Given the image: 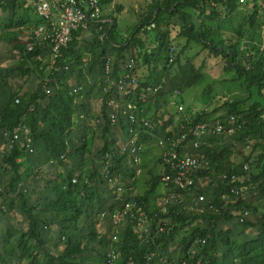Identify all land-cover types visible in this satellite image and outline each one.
<instances>
[{
    "label": "trees",
    "instance_id": "16d2710c",
    "mask_svg": "<svg viewBox=\"0 0 264 264\" xmlns=\"http://www.w3.org/2000/svg\"><path fill=\"white\" fill-rule=\"evenodd\" d=\"M34 2L0 0V40L12 47L14 66L17 65L16 74L5 71V67L0 69V138L5 131L25 126L34 148L30 154L17 144L0 158V264H107L112 221L108 217L100 230V215L104 211L113 213L119 203L115 202L117 187L107 180L104 170L105 154L119 145V139L112 136L107 101L120 97L115 87L105 90V79L110 72L113 81L119 80L129 61H138L140 88L162 84V89L147 96L146 102L150 105L147 115L154 110L149 121L156 129L153 135L143 133L138 142L149 144L170 137L180 120L171 111L172 115L160 113V102L168 97V90L180 94L198 84L207 67L205 61L201 68L192 60L183 64L184 51L192 45H201L202 51L219 59L224 73L243 82L250 93L248 101L226 102L225 113L216 117L214 113L187 109L183 116L188 115L195 124L221 120L228 125V118L234 116L235 133L200 140L194 155L202 167L197 176L201 183L192 190V198L186 194L182 206L160 215L168 221L165 232L153 233L143 241L133 233L131 225L121 231L116 243L120 256L117 264H264V203L252 201L255 195L264 198V43L255 41L257 29L262 27L258 9H264V0H253L248 28H243L233 43L223 33V24L239 13L243 5L239 0H151L140 12L138 26L126 36L115 14L108 12L114 0H99L102 17L113 22L103 24L102 31L95 24L88 32L74 33L73 42L63 49L54 67L48 46L40 44L32 30L26 32L32 22L33 28L43 23ZM122 10L121 6L115 7L116 13ZM8 12L10 16L4 17ZM29 46H33L31 51ZM172 47L176 57L171 63ZM109 60L111 69L107 72ZM165 74L169 82L162 83ZM16 76L25 77L19 86L14 82ZM79 88L80 92H75ZM93 99L101 100L104 124L100 131L98 125L80 120L84 113L92 116L88 103ZM146 103L139 101L143 106ZM128 126L129 122L121 118L120 129L127 132ZM29 155L62 168L55 180L48 181L53 196L40 204H30L28 195L21 191L33 168L23 173L18 159ZM148 166L141 163L137 174L134 163L120 158L107 168L125 185L136 188L145 182V190L136 199L152 212L157 207L147 206L163 193V173H147L143 178ZM10 173L12 178L7 183L3 179ZM233 176L241 181L233 180ZM74 178L77 183H73ZM233 188L238 195L232 193ZM17 192L23 199L21 219L27 229L7 221L15 219L7 214L13 206L9 196ZM201 194L205 196V211L194 213L191 207L183 208L188 202L195 206ZM244 210L249 213L241 222ZM50 231L52 235L48 237ZM55 235L58 245L53 247L48 239ZM148 256H152L150 262Z\"/></svg>",
    "mask_w": 264,
    "mask_h": 264
},
{
    "label": "built area",
    "instance_id": "2783aa9c",
    "mask_svg": "<svg viewBox=\"0 0 264 264\" xmlns=\"http://www.w3.org/2000/svg\"><path fill=\"white\" fill-rule=\"evenodd\" d=\"M239 1L243 5L247 2V0ZM33 7L43 20V23L35 27L33 33L40 44L48 46L50 49L52 67L56 65L61 57L63 49L68 48L73 42L74 33L81 30L88 32L95 24H99V31H102L103 24L110 21L102 17L103 11L99 0H35ZM32 49L33 46H29V50ZM175 51L174 47L170 49L169 62L171 63L175 61ZM138 65V61L131 59L126 66L125 74L117 81H113L111 78L109 72L111 69L110 60L106 65L109 75L105 79V83H108V88L105 90L115 87L116 95L120 97V100L116 99L115 96L107 101V106L110 109L108 115L110 128L112 136L118 138L119 141L120 138L124 140L123 144L119 142L118 147H114L112 152H108L104 156L106 178L117 187L115 202L119 200L113 213L104 211L100 215L101 221H106L108 217L112 221V232L110 234L112 244L107 253V264H117L119 260V247L116 246V243L120 240L121 231L131 225L133 233L143 241L147 240L153 233L165 232L168 221L161 218L160 215H168L173 208L178 205L182 206L186 194L192 198V190L201 183L197 176L202 167L194 155L195 150L200 147V140L209 135L223 133L231 135L235 133L234 116L228 118V125L223 124L221 120L203 121L195 124L191 122L192 120L188 115L183 116L185 111L183 104H177V117L180 122L176 132H173L170 137L159 138L157 141V146L161 150L160 162L163 166L161 179L163 193L147 206L154 205L157 207L156 211L151 210L152 212H150L144 209L143 203L136 199V188L119 182V179L112 176L107 168L110 163H113L114 159L126 158V163H134L137 174H140L141 156L144 154L147 144L139 143L138 140L141 135L143 136V133L153 135L156 129V126L149 121L147 108L139 104V101L146 103L147 96L157 94L162 89V84L140 88L136 70ZM164 82L163 80L162 83ZM79 90L80 88L76 89L75 92L79 93ZM139 90H141L140 95L138 94ZM46 92L50 94L51 90L47 88ZM175 94L179 95V92L177 91ZM16 102L18 103L19 100H16ZM102 116V112L98 116H87L84 113L80 116V120L98 125L100 131V127L104 124ZM88 117L91 119L90 121H87ZM121 118L129 122L127 132L120 129ZM17 144L24 146L30 154L34 152L32 138L27 127L21 126L14 132L5 131L2 134L0 138V158L11 152ZM244 170H247V166L244 167ZM232 179L241 181L236 176H233ZM73 183H77V178L73 179ZM231 191L233 194L238 195L239 193L236 188ZM197 199L195 206L188 202V205L183 208L191 207L190 210L194 213L205 211V207L202 205L205 196L201 194ZM224 199L228 201L229 198L225 196ZM248 213L245 210L243 211L241 222ZM151 259L152 256L147 257L149 262ZM183 264H186V262Z\"/></svg>",
    "mask_w": 264,
    "mask_h": 264
},
{
    "label": "rangeland",
    "instance_id": "374dc122",
    "mask_svg": "<svg viewBox=\"0 0 264 264\" xmlns=\"http://www.w3.org/2000/svg\"><path fill=\"white\" fill-rule=\"evenodd\" d=\"M131 2V3H130ZM151 2V0H128V3L126 5V11L124 13L131 14L134 17H131L134 19V24H132V20L126 19L124 21H119L120 30L123 29L128 32V34L131 32L132 29H134L135 26H138L139 24V17L140 12L143 11L142 9H146L147 5ZM253 0H248V3L246 4H252ZM132 4V5H129ZM138 6V7H137ZM251 7H247V5H242L240 7V10H238V14L231 15L226 21H224V31L223 33L228 37L231 38L232 43L236 42L237 34L241 32V30L244 28H248V18L251 14ZM258 12L260 14V22L259 24L262 25L261 28L257 29V36H255V41L261 40L262 43H264V9H258ZM10 13H6L4 17H9ZM115 14V12H114ZM2 16V17H3ZM132 24V25H131ZM34 23L28 25L26 32L29 34L30 31H34L35 28H33ZM129 26V27H128ZM126 27V28H125ZM128 27V28H127ZM246 27V28H245ZM150 30V28H148ZM229 30L234 31V36L230 33ZM92 35V34H91ZM175 33H173V36ZM87 38H90V35L88 33ZM149 36L154 37V34H149ZM245 39H247V36H244ZM176 39V38H175ZM177 47L179 51L181 50L182 46L178 43ZM200 53V54H199ZM197 54H199L197 56ZM14 52L12 50V47L0 40V69H3L5 67V71H9L10 73L16 74V68L17 65L14 66L16 63H14ZM87 60V59H86ZM183 64L186 63L188 60H192V62L196 65L197 68L202 67V63L205 61L207 63V67H204V77L203 79L193 86L192 88L188 89L184 93H180L179 95H176L174 91L168 92V97L163 98V101L160 102L161 108L159 110L160 113L169 112L173 114L178 113L177 104H183L186 114L187 109L192 111L194 113L196 112H209L214 113L215 117L220 116L225 113L226 111V102H232L236 100H247L249 98V94L246 86L243 85V82L238 80H233L232 75H227L223 72V67L220 65L219 59H213L208 55V52L202 51V46L198 45H192V47H187L184 51L183 55ZM16 62V61H15ZM19 62V61H18ZM10 66V69H8ZM15 67V68H14ZM14 68V69H13ZM175 70L173 71V73ZM173 75V74H172ZM165 76L162 78V81L164 80L166 83L169 82V77L167 74L162 75ZM25 77H18L16 76L14 78V82L16 86H19L24 80ZM233 81H232V80ZM31 80V79H29ZM164 82V83H165ZM174 93V94H173ZM173 94V95H172ZM166 99V101L164 100ZM170 102L168 106H166V102ZM248 101V100H247ZM246 101V102H247ZM248 103H251L248 102ZM152 108H155L156 103L152 102ZM165 104V105H164ZM150 107L149 104L145 105V108ZM170 113V114H171ZM154 114V110L149 113V117H151ZM172 115V114H171ZM91 119L88 117L87 121H90ZM99 132V131H98ZM121 144L124 143L123 138H120L119 141ZM155 147L157 146V141L153 144ZM159 152L158 148H155L154 152ZM161 152V151H160ZM240 157V156H239ZM240 159V158H239ZM28 162H24L23 166L27 167ZM71 165V163H69ZM148 172L144 173L143 178L149 173L152 175V173H159L161 171V166L158 161V157H152L150 164H148ZM72 166V165H71ZM62 168L60 166H54L52 164H44L43 161H37L35 160V168H33V174L31 177H28L25 181H23L24 190H27V200L30 204H35V202H38L39 204L43 202V200L46 198H50L53 196L52 189L48 186V181L55 180L56 174L59 170ZM68 170V169H67ZM70 170V168H69ZM23 172V170L21 169ZM148 174V176H149ZM12 178V173L6 175V178L3 180H7V183L10 182V179ZM145 181V180H144ZM142 183V189L145 188V182ZM22 185V186H23ZM143 190L141 192H138V189L136 187V194L143 193ZM253 196V195H252ZM10 201L13 202V206L11 210L9 211V214H7L8 217L15 218L14 220H7L11 221L15 224H19L24 229H27V223H24L21 219L23 217V211H22V197L18 196L17 193H13L10 196ZM253 204L260 205L261 203H264V198L259 196H254L252 198ZM37 204V203H36ZM19 218V219H18ZM5 224V223H4ZM105 221H100V224L98 228L100 230L104 229ZM232 228H235V225H232ZM52 235V231L48 233V237ZM52 246L58 245V237L55 235V237H52L48 239Z\"/></svg>",
    "mask_w": 264,
    "mask_h": 264
},
{
    "label": "crops",
    "instance_id": "0c3cea01",
    "mask_svg": "<svg viewBox=\"0 0 264 264\" xmlns=\"http://www.w3.org/2000/svg\"><path fill=\"white\" fill-rule=\"evenodd\" d=\"M127 3H128V0H114L113 5L110 7V9H108V12H113L114 13L115 12V7L116 6H121L123 8L122 12H120V13H116L115 12V16L117 18V21L119 22V21H124L126 19H130L131 17H134V16L131 15L130 13L129 14L124 13V12H127L126 11V5H127ZM130 3H129V5H132ZM105 19L112 21L111 18H109V17H107V18L105 17ZM131 20H132V24H134V19L131 18ZM122 33L125 36L128 35V32L126 30H124V29L122 30ZM88 109L91 111L92 116H98V115H100L101 112H102L101 100L100 99H93V100H91V102L88 103ZM81 129L82 130H85L83 127ZM153 144L154 143L147 144L146 150H145L144 154H142V156H141L142 157L141 161H142V164L146 166V165L150 164L151 158L153 156L158 157V161L160 163L161 172H162L163 171V166H162V164L160 162V159H159L160 158V154H161V152H160L161 150H160L159 147H155ZM155 148H158L159 149V152L158 151L157 152H154ZM18 162L19 163H22V164L24 162H28L27 165H29V166H27V167H24L23 166L21 168L23 170V173L25 172L26 169H29L31 167L32 168H35V159H34L33 155H29L28 157L25 156L23 158H19L18 159ZM135 180H137V179H135ZM142 186H143L142 183H138V185H137L138 192H141L143 190L142 189ZM24 187H25L24 185L21 187V191H23L24 193H27V190L26 189L24 190ZM144 190H145V188H144Z\"/></svg>",
    "mask_w": 264,
    "mask_h": 264
}]
</instances>
